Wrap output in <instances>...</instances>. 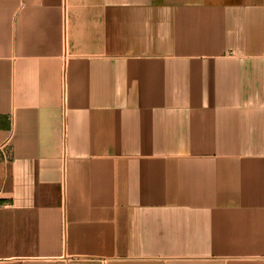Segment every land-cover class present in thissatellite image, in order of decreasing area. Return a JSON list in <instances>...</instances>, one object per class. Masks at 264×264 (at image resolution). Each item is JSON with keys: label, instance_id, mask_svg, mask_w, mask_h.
Wrapping results in <instances>:
<instances>
[{"label": "crops", "instance_id": "obj_1", "mask_svg": "<svg viewBox=\"0 0 264 264\" xmlns=\"http://www.w3.org/2000/svg\"><path fill=\"white\" fill-rule=\"evenodd\" d=\"M0 264H264V0H0Z\"/></svg>", "mask_w": 264, "mask_h": 264}]
</instances>
